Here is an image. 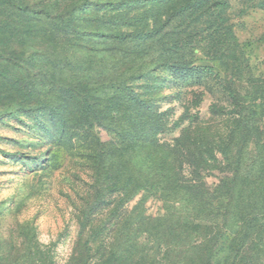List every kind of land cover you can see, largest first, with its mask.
Returning <instances> with one entry per match:
<instances>
[{"label": "rangeland", "instance_id": "374dc122", "mask_svg": "<svg viewBox=\"0 0 264 264\" xmlns=\"http://www.w3.org/2000/svg\"><path fill=\"white\" fill-rule=\"evenodd\" d=\"M13 1L55 17L35 22L31 15L26 47L35 51L22 56L32 74L0 60L8 65L0 75V236L25 238L31 264H67L87 239L79 234L112 230L115 207H134L141 198L125 204L122 195L115 202L110 146L102 148L106 155L99 166L101 155L91 143L108 144L113 132L108 123L92 131L85 124L87 112L96 116L86 106L108 103L116 93L112 88L127 85L167 111V131L158 141L180 138V160H186V147L194 154L212 150L220 159L238 107L264 128V89L258 91L264 82V0H222L224 8L215 9L207 0ZM37 27L44 36L34 41ZM16 50L11 46L17 56ZM173 60L201 76L174 83L167 68ZM55 86L81 103L77 119L84 129L69 131L75 122L70 114L64 133L62 121L22 107L54 106ZM218 176L204 180L212 185ZM143 198L136 214L156 225L164 214L158 194L152 190Z\"/></svg>", "mask_w": 264, "mask_h": 264}, {"label": "trees", "instance_id": "16d2710c", "mask_svg": "<svg viewBox=\"0 0 264 264\" xmlns=\"http://www.w3.org/2000/svg\"><path fill=\"white\" fill-rule=\"evenodd\" d=\"M207 2L213 9L225 6L222 0ZM30 10L21 6L20 1L0 0V60H9V67L0 64L2 69L14 66L19 73L32 74L26 67L28 58L24 60L22 56L35 51L30 45L26 47L31 39L27 36L29 26L34 20L49 23L55 17L47 10L33 13ZM35 29L34 41L44 36L37 33L41 27ZM15 44L18 57L11 52ZM8 68L0 75L4 77ZM167 68L174 83L197 78L202 73L174 60ZM40 73L46 77L45 72ZM34 83L36 87L42 86L40 80ZM120 87L112 88L116 93L108 103L86 106L96 114L87 112L85 124L90 131L97 127L102 129L108 123L114 135L108 144L98 139L91 143L101 155L99 166L106 155L102 148L106 150V146H110L117 204L122 195L127 199L125 204L141 196L137 201L141 207L143 197L154 190L164 214L155 225L150 217L136 214L137 204L123 210L116 206L112 230H86L79 234L80 237L86 235L87 239L72 253L67 264H264V128L260 119L254 120L251 113L244 114L238 107L220 150L221 158L212 150L194 154L186 147L184 161L180 160L179 146L183 145L180 138L172 140L173 144L158 141V136L167 131V111L160 112L156 104L142 98L129 86ZM263 89L264 82L258 91L262 94ZM53 93L57 94L54 106L22 107L31 114L42 113L62 121L64 133L68 124L66 116L70 114L75 122L69 131L84 129V122L77 119L81 103L77 104L71 94L67 98L61 86H55ZM230 94L236 99L233 92ZM199 104L197 102L195 107ZM250 148L253 149L251 156ZM215 173L219 175L217 182L208 185L204 179L214 177ZM25 243V238L21 242V238L2 239L0 236V264H25L27 260L31 264Z\"/></svg>", "mask_w": 264, "mask_h": 264}]
</instances>
